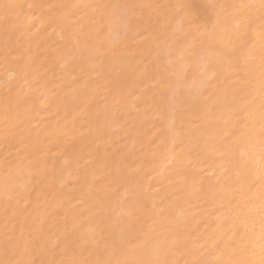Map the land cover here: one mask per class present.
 Segmentation results:
<instances>
[{
	"label": "bare ground",
	"instance_id": "1",
	"mask_svg": "<svg viewBox=\"0 0 264 264\" xmlns=\"http://www.w3.org/2000/svg\"><path fill=\"white\" fill-rule=\"evenodd\" d=\"M125 2L47 0L83 6L51 17L25 7L5 19L0 9V260L35 241L103 246L109 232L127 237L114 259H157L174 248L169 259L183 264L194 258L182 257L185 245L214 259L207 253L232 218L225 243L247 225L258 262L259 35L238 81L180 6L207 22L219 15L223 28L228 6L259 0H218L225 7L215 11L203 9L211 0H137L166 6L147 30L100 23L94 6ZM32 258L38 264V250Z\"/></svg>",
	"mask_w": 264,
	"mask_h": 264
},
{
	"label": "snow or ice",
	"instance_id": "2",
	"mask_svg": "<svg viewBox=\"0 0 264 264\" xmlns=\"http://www.w3.org/2000/svg\"><path fill=\"white\" fill-rule=\"evenodd\" d=\"M27 7L29 10L39 11L41 15L47 13L50 17L57 9H65L68 7H83L82 5H69L65 3L51 4L47 0H33L27 5L18 2H7L0 5L2 15L5 19H9L12 14L23 10ZM91 7V6H90ZM100 12V23L104 24L107 17L108 24L121 22L125 29L140 28L147 30L153 23L156 14L165 8V5L151 2H137V0H127L123 4H103L94 6ZM181 9L185 12V22L194 32H199L204 29L207 36L208 48L215 56L217 61L222 65H227L229 68H236V77L239 81L240 73L245 72L246 66L253 57L254 48H250L251 37L253 32H257L260 40V74H261V95L259 105V123H260V161H261V192H260V236H259V261L251 258L255 253L254 235L249 233L247 225H245V234L239 240L235 239L238 233H233L228 237L227 243L224 241V236L232 232L235 226V221L232 218H224L221 224V229H227L219 240H214L213 248L209 249L207 255L214 256V259H207L205 255L200 254L198 249H189L185 245L184 255L194 257L190 260H184L183 264H264V0H259V4L238 3L228 7L232 9L231 27H221L220 18L217 15L215 23L207 22L205 17L198 13H193L192 5L184 3ZM225 6L220 4L218 0H211L203 4L205 11H215ZM259 9V15L254 14L255 9ZM18 18V17H17ZM210 25V27H209ZM143 35V32H141ZM247 79V74L243 77ZM257 114L253 109L248 112L245 118L249 123L256 120ZM251 163L250 160H242L241 167L247 168ZM217 193H213L215 197ZM251 198H249L250 200ZM248 201H246L247 203ZM240 211H243L241 209ZM251 209H249V212ZM247 215V213H245ZM235 219H239V213ZM135 227V225H133ZM35 247L29 248L25 246H14L10 251L13 258L0 260V264H37V261L32 258V253L39 251L41 259L38 264H181V261L169 259L173 255L175 249H162L159 258L157 259H114L111 258L120 250L123 251L127 244V237H115L113 233L102 238L103 246L97 242L92 248L77 246L69 249V245L63 247L55 245L52 248H47L35 241ZM224 244L221 251L220 245ZM202 247V246H201ZM251 250V251H250ZM219 251V255L216 252ZM109 256L108 259H102L103 256ZM91 257H96L95 259Z\"/></svg>",
	"mask_w": 264,
	"mask_h": 264
}]
</instances>
